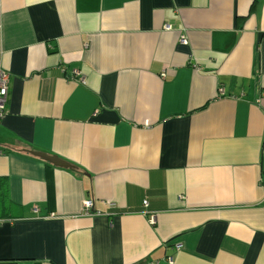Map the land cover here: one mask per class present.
Instances as JSON below:
<instances>
[{"label": "crops", "instance_id": "crops-1", "mask_svg": "<svg viewBox=\"0 0 264 264\" xmlns=\"http://www.w3.org/2000/svg\"><path fill=\"white\" fill-rule=\"evenodd\" d=\"M0 66V264H264V0H0Z\"/></svg>", "mask_w": 264, "mask_h": 264}, {"label": "built area", "instance_id": "built-area-1", "mask_svg": "<svg viewBox=\"0 0 264 264\" xmlns=\"http://www.w3.org/2000/svg\"><path fill=\"white\" fill-rule=\"evenodd\" d=\"M166 30H171V25L167 24L165 26ZM182 43H187V41L183 38ZM9 84H10V75L0 66V124L7 113V104L9 99ZM148 202H145V206H147ZM93 206L92 201L86 202V208L90 209Z\"/></svg>", "mask_w": 264, "mask_h": 264}, {"label": "water", "instance_id": "water-1", "mask_svg": "<svg viewBox=\"0 0 264 264\" xmlns=\"http://www.w3.org/2000/svg\"><path fill=\"white\" fill-rule=\"evenodd\" d=\"M34 155L45 160V161H49V162H51L57 166L69 168V165L67 163H65L64 161H61L57 157H51V156H48V155H45L42 153H37V154L34 153Z\"/></svg>", "mask_w": 264, "mask_h": 264}, {"label": "trees", "instance_id": "trees-1", "mask_svg": "<svg viewBox=\"0 0 264 264\" xmlns=\"http://www.w3.org/2000/svg\"><path fill=\"white\" fill-rule=\"evenodd\" d=\"M2 195L5 196V197L7 196V190H6V188H4V189L2 190Z\"/></svg>", "mask_w": 264, "mask_h": 264}]
</instances>
